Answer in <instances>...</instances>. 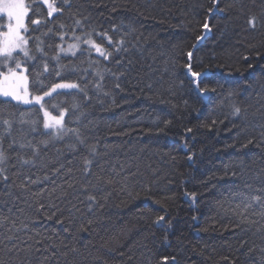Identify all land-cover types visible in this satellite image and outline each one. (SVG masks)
<instances>
[{"label": "trees", "instance_id": "1", "mask_svg": "<svg viewBox=\"0 0 264 264\" xmlns=\"http://www.w3.org/2000/svg\"><path fill=\"white\" fill-rule=\"evenodd\" d=\"M229 4L234 6L227 8ZM241 5L244 6L243 13ZM78 6L103 28H110L113 24L134 27L136 31L128 39L142 49L143 55L133 50L129 57L133 63H125L127 74L121 82L126 90L115 91L116 106H111V98L98 96L91 85L88 91L92 98L88 100L75 90H59L64 94L54 95L51 99L45 97L46 107L52 113L59 114V107H66L70 109L66 121L71 122L78 117L81 120L79 126L86 133L88 143L96 144L100 153L93 171L99 172L102 167L104 175L115 176V172H120V176L109 186L112 195L108 200H99L103 208L97 204L93 213H87L86 201L81 204L73 200L85 212V218L59 225L55 219L49 220L44 214L38 219L36 227L40 231L55 228L64 244L80 250L82 255L76 257L79 264H163L164 257L173 256L177 264H249L248 258L242 254L246 249L240 250L236 239L240 235L239 230L232 229L233 218L217 207V201L224 200L227 207L229 189H243L245 182L258 186L253 177L264 169V149L255 144L246 149L240 147V128L232 127L229 113L230 105L237 103L248 109L250 119L258 120V115L251 114L257 113L258 109L264 111L261 107L264 99L257 96L258 86L247 90L242 96L228 99L229 88L221 90L219 85L250 81L253 74L260 75L257 65H264V28L256 32H248L244 28L246 14L249 11L261 14L264 0H220V8L227 10L211 16L210 23L214 25L212 33L195 54L196 70H206V78L200 87L217 89L209 94L210 99L204 103L197 100L196 93L191 91L194 86L183 75L181 65L185 57L181 53L191 48L195 36L200 35V24L208 15L210 0H74L72 11ZM46 13L47 9L42 8V14L46 16ZM34 18L37 17L30 13V18L26 19L30 30L36 27L30 24V19ZM6 22V17L0 21ZM55 23L65 25V40H70L69 36L73 35L70 12L66 10L63 15H58ZM59 31L57 28V33ZM29 34L41 35L39 31H30ZM76 34L81 33L78 30ZM114 36L119 38L120 32ZM41 39L51 58L55 55V46L61 43L59 35ZM34 45L35 41H32L30 46L33 52ZM86 48L85 45L81 46V49ZM161 52L165 56H161ZM245 55L249 57L247 62L242 59ZM173 57L177 58L175 66L171 63ZM166 59L169 60V70L174 67L180 79L184 80L183 92L177 91L174 97L166 91L170 79L169 75L163 73ZM60 63L68 66L63 75L77 82L81 77L85 81L92 80V71L103 70L108 64L102 57H97L94 51L89 56L87 51L79 50L76 55L61 54ZM249 63L253 64L252 69L248 68ZM108 66L113 71L118 70L114 64ZM55 68L56 62L50 60V69ZM72 68L77 71L72 72ZM34 71L30 68V72ZM31 80L30 76V92ZM59 80L53 72L46 83L50 86ZM112 83L113 78L108 76L109 88ZM148 83L153 84V89L146 87ZM156 90H159L160 96L152 95ZM161 98L171 100L179 107L161 104ZM184 100L188 101L187 106ZM74 103L80 105L79 111L71 110ZM52 105L57 107L53 108ZM19 108L37 111L39 105H20ZM138 109H147L153 116L158 112L170 113L168 118L173 123L166 134L157 137L146 131L150 127L147 120L138 124L135 115H126ZM81 111L85 113L84 116L80 115ZM39 116L42 130L43 114ZM226 116L228 119H225ZM212 119L224 123L209 129L205 125L210 124ZM89 121L92 123L83 129L82 125ZM236 123L239 124V121ZM77 126L69 123V127ZM187 128L193 131L186 133ZM69 142H74V138ZM185 142L188 148L184 147ZM64 143L56 142L55 148L64 149ZM48 151L50 155L54 154V148ZM189 152L195 153L191 162L187 159ZM65 155L66 160H73V167L80 163L78 156L74 159L66 150ZM239 158H243L246 163L243 172L237 167L235 170L239 175H223L224 166ZM130 172L137 175L124 181L123 177ZM214 173L215 178L209 180ZM152 181L155 183L152 184L151 192H145L142 183ZM129 191L132 196L128 195ZM185 192H195L196 199L193 200L191 195L186 197ZM173 193L174 200L165 199ZM79 199L83 200L84 197L80 196ZM60 206L66 207L63 203ZM64 215L67 216V212ZM76 215L79 216L78 213ZM158 215L166 216V220L161 222L162 226L154 224ZM93 216L102 219L88 226L87 219ZM193 216L196 217L195 221L192 220ZM168 221L172 222L171 227ZM81 223L86 227L82 232L79 231ZM64 228L70 231L65 232ZM72 258L70 254L67 259L71 261ZM52 264H57V261L53 260ZM59 264H65L64 257L60 258ZM168 264H172L170 259Z\"/></svg>", "mask_w": 264, "mask_h": 264}, {"label": "snow or ice", "instance_id": "2", "mask_svg": "<svg viewBox=\"0 0 264 264\" xmlns=\"http://www.w3.org/2000/svg\"><path fill=\"white\" fill-rule=\"evenodd\" d=\"M210 2L211 7L207 8L208 15L200 24V35L195 36V43L191 45V48L181 53L185 57L181 65L184 70L183 75L190 79L194 86L191 91L196 93V98L200 103L210 99L209 94L216 92L217 89L208 86L200 87L202 80L206 78V70H196L194 63L196 51L212 33L214 25L210 23L211 16L223 13L227 8L234 6L229 4L227 8H220V0H210ZM73 4L74 0H30V2L29 0H0V21L7 18L6 23H0V264H52L53 260L59 264L61 257L65 258V264H79L76 257L82 255L80 250L75 246L69 247L64 244L63 238L55 228L40 231L36 227L37 221L44 214H47L46 218L49 220L55 219L56 224L59 225L85 218V212L77 207L73 200H78L81 204L86 201V212L93 213L94 206L99 204V200L107 201L112 195L109 186L113 185L116 177L120 176V172H115V176H106L103 174L102 167L99 172L93 171L96 157L100 153L96 144L88 143L86 133L79 126L81 120L78 117L74 121H66V115L70 111L66 107H59V114L53 115L46 107L45 97L51 99L54 95L64 94L59 90H75L77 93H82L83 98L88 100L92 98L88 91L91 85L98 96L111 98V106H116L115 91L124 92L126 90L121 82L127 74L125 63L127 65L133 63L129 58L133 50L141 55L143 51L128 39L136 31L134 27L113 24L110 28H103L102 25L96 24L92 16L87 14L82 7L78 6L75 11H72ZM42 8L47 9L46 16L42 14ZM66 10L70 12L73 19L71 31L72 39L75 41L67 48L63 47L67 35L65 25L55 23L58 15H63ZM243 10L244 6L241 5L242 13ZM30 13L37 17L30 19V24L36 26L31 30L26 23V19L30 18ZM41 26H43V31H41ZM57 28L60 29L58 33ZM260 28H264V9L259 15L249 11L246 14L244 30L256 32ZM78 30L80 35L76 34ZM30 31H39L41 35H30ZM118 31L120 36L116 38L114 34ZM54 34L59 35L61 43L55 46V55L49 58L41 37ZM32 41H35V52L30 46ZM81 44L86 45L87 48L81 49ZM78 50L87 51L89 56L94 51L97 57H102L108 64L103 70H93L92 80L85 81L81 77L79 82L72 81L63 75L68 66L60 63V56L62 53L76 55ZM160 55L165 56V53L161 52ZM242 59L247 62L249 57L245 55ZM50 60L56 62L55 69H50ZM176 60V57L172 58L173 66ZM97 62L99 61H94V63ZM112 64L118 70L113 71L108 66ZM168 64L169 60L166 59L163 73L170 77L166 91L174 97L177 91L183 92L184 80L180 79L174 67L170 71ZM257 66L260 69V75L253 74L250 81L243 80L228 85H219L221 90L225 87L229 88L228 99L242 96L247 90L257 86L259 88L257 96L264 99V65ZM253 67V64H248L249 69ZM30 68L35 69L34 73L30 72ZM71 71L76 72L77 69L72 68ZM53 72L60 80L52 82L49 86L46 81ZM30 76L32 77L31 92ZM108 76L113 78L111 88L107 84ZM146 87L151 90L153 84L148 83ZM141 94H143V89H141ZM152 95L160 96L161 93L156 90L152 92ZM13 101L16 103L13 104ZM160 103L170 104L172 108L179 107L171 100L163 98L160 99ZM183 103L185 106L188 105L187 100ZM33 104L39 105L37 111L20 110L19 108L20 105ZM52 107L57 106L52 105ZM261 107L264 108V105ZM230 108L232 127L240 128L238 134L242 141L240 147L246 149L255 144L264 149V111L258 109L257 113H252V116H259L258 120H252L249 118L248 109L241 107L240 104L232 103ZM79 109L80 105L75 103L71 107L73 112ZM40 113L43 114L42 130ZM80 115L84 116L85 113L81 111ZM126 115H135L138 124L147 120L150 127L146 131L157 137L166 134L167 129L173 123V120L168 118L170 113L158 112L153 116L147 109H138ZM225 119H228V116ZM237 121L239 124L236 123ZM69 123L78 126L69 127ZM91 123L89 121L88 124H83V129H87ZM218 123L222 124L224 121L212 119L211 123L205 126L211 129ZM192 131V128L185 129L186 133ZM72 138L74 142H69ZM56 142H65L64 149L55 148ZM184 147L188 148L187 142ZM50 148H54L53 155L49 154ZM65 150L71 153L74 159L78 156L80 163L73 167V160H66ZM194 156L195 153L189 152L188 161H193ZM237 167L241 169V172L246 168L243 158L226 164L223 175H239L235 170ZM136 175L137 173L130 172L123 177V180L128 181L130 177ZM213 178H215V173L208 179ZM253 179L258 186L254 187L253 184L245 182L243 189L247 191L239 187L229 189L227 207L224 200L217 201V207L233 218L232 229L239 230L240 235L236 239L239 249H246V252L242 254L248 258L249 264H264V169H261ZM153 183L155 181L142 183L143 190L151 192ZM126 187L127 184H125ZM128 195L132 196V192L129 191ZM184 195L186 197L191 195L193 200L197 197L195 192H185ZM80 196L84 199L80 200ZM165 199L174 200L175 194L166 196ZM156 202L160 203L159 200ZM61 203L66 207H61ZM99 207L103 208L104 205L99 204ZM65 212L67 216L64 215ZM77 213L79 216L76 215ZM99 219L102 217L88 218L87 225L91 226ZM165 220V215H158L154 224L161 225V222ZM192 220L195 221L196 217L193 216ZM168 225L171 227L172 222L168 221ZM85 230V225L81 223L79 231ZM64 231L69 232L70 229L64 228ZM70 254L73 258L68 261ZM253 257L255 259H252ZM128 259L131 260L132 257L129 256ZM169 259L172 264H177L175 256L164 257L163 264H168Z\"/></svg>", "mask_w": 264, "mask_h": 264}, {"label": "rangeland", "instance_id": "3", "mask_svg": "<svg viewBox=\"0 0 264 264\" xmlns=\"http://www.w3.org/2000/svg\"><path fill=\"white\" fill-rule=\"evenodd\" d=\"M7 19V18H6ZM77 35H80V34H77ZM69 37H71V39L70 40H64V42H63V47H65V48H67L68 47V45L69 44H71V43H75V41L72 39V36H69ZM82 45H84V44H81V46ZM80 46V47H81ZM86 46V45H85ZM63 54V53H62ZM53 115H58V114H54V113H52Z\"/></svg>", "mask_w": 264, "mask_h": 264}]
</instances>
